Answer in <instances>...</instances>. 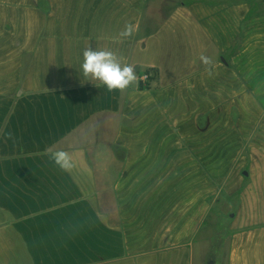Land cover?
Here are the masks:
<instances>
[{"label": "crops", "instance_id": "obj_1", "mask_svg": "<svg viewBox=\"0 0 264 264\" xmlns=\"http://www.w3.org/2000/svg\"><path fill=\"white\" fill-rule=\"evenodd\" d=\"M89 46L137 82L85 80ZM228 197L213 264H264V0H0V264H205Z\"/></svg>", "mask_w": 264, "mask_h": 264}, {"label": "clouds", "instance_id": "obj_2", "mask_svg": "<svg viewBox=\"0 0 264 264\" xmlns=\"http://www.w3.org/2000/svg\"><path fill=\"white\" fill-rule=\"evenodd\" d=\"M134 33L135 27L129 23L124 26L119 35L122 38H129ZM200 59L205 65L211 63L210 58L204 55H201ZM81 69L85 80L98 81L106 87L108 92L124 91L137 82L135 67L131 64H122L121 58L112 50L87 47L83 51ZM50 158L65 171H70L74 166L73 155L67 151H55Z\"/></svg>", "mask_w": 264, "mask_h": 264}, {"label": "rangeland", "instance_id": "obj_3", "mask_svg": "<svg viewBox=\"0 0 264 264\" xmlns=\"http://www.w3.org/2000/svg\"><path fill=\"white\" fill-rule=\"evenodd\" d=\"M148 74L150 75L151 73ZM234 185L237 186L239 183L235 181ZM222 200L223 201H217L214 205L208 231L203 241L198 246L202 259L204 260L203 263L205 264L209 261H214L216 248L222 247L225 243L223 240L226 239L232 226V216L230 215L232 211V199L228 197ZM196 254L198 253L196 252Z\"/></svg>", "mask_w": 264, "mask_h": 264}, {"label": "trees", "instance_id": "obj_4", "mask_svg": "<svg viewBox=\"0 0 264 264\" xmlns=\"http://www.w3.org/2000/svg\"><path fill=\"white\" fill-rule=\"evenodd\" d=\"M147 74L148 73H151L148 77H147V80H146V82H144V83H142V82H139V84H138V88L140 89V90H143V89H149L150 88V84H151V82L152 81H154L155 79H156V70H154V69H149V70H146L145 71Z\"/></svg>", "mask_w": 264, "mask_h": 264}, {"label": "built area", "instance_id": "obj_5", "mask_svg": "<svg viewBox=\"0 0 264 264\" xmlns=\"http://www.w3.org/2000/svg\"><path fill=\"white\" fill-rule=\"evenodd\" d=\"M148 76H149V74H147L146 72L143 73L140 77V82H142V83L146 82Z\"/></svg>", "mask_w": 264, "mask_h": 264}, {"label": "water", "instance_id": "obj_6", "mask_svg": "<svg viewBox=\"0 0 264 264\" xmlns=\"http://www.w3.org/2000/svg\"><path fill=\"white\" fill-rule=\"evenodd\" d=\"M207 264H213V261H209Z\"/></svg>", "mask_w": 264, "mask_h": 264}]
</instances>
